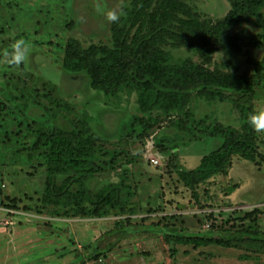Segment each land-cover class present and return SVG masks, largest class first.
<instances>
[{"label":"rangeland","instance_id":"rangeland-1","mask_svg":"<svg viewBox=\"0 0 264 264\" xmlns=\"http://www.w3.org/2000/svg\"><path fill=\"white\" fill-rule=\"evenodd\" d=\"M183 2L199 21L214 23L230 10L229 0ZM129 3L0 0V264H72L78 257H83L78 264H264V254L178 246L158 232L135 229L122 238L108 235L118 222L157 224L193 235L242 228L264 233V131L257 134V163L232 156L224 171L193 188L178 178L179 170L195 169L218 148L220 141L209 132L241 130L232 98L207 102L193 93L185 113H141L135 93L107 96L91 89L85 74L63 71V50L69 40L82 49L111 47L112 21L105 13L116 10L121 17ZM161 3L156 0L151 10H158ZM261 14L260 21L242 24L228 34L264 37V8ZM138 30L147 31V22ZM18 39L26 42L28 54L20 65H13L12 44ZM255 42L237 54L220 50L209 61L171 40L160 49L175 62L189 60L212 72L253 78L257 65L264 62V42ZM253 107L264 110V78L256 82ZM84 120L97 138L98 168L86 187L96 194L114 185L122 202L119 209L99 217L89 207L86 215L70 216V208L43 201L47 146L42 135L55 129L76 130ZM181 122L186 131L179 129ZM65 178L57 176L55 183L60 185ZM92 244L104 254L88 261L87 248ZM244 255L250 260H241Z\"/></svg>","mask_w":264,"mask_h":264},{"label":"trees","instance_id":"trees-1","mask_svg":"<svg viewBox=\"0 0 264 264\" xmlns=\"http://www.w3.org/2000/svg\"><path fill=\"white\" fill-rule=\"evenodd\" d=\"M161 1L159 9L152 11L156 0H130L122 9L120 19L111 23V47L82 49L77 41L69 40L63 50L62 69L68 74H85L91 89L107 96L123 91L135 93L141 113H185L193 93L207 102L224 103L232 98L239 113L241 130L228 128L209 132V137L220 141L218 148L204 156L195 169L178 171L182 184L193 188L224 171L232 156L251 163H257L256 159L260 158L258 131L249 125L248 116L255 112V87L256 82L264 78V62L257 65L255 76L248 78L212 72L189 60L175 62L160 47L171 40L186 46L205 61L220 50L229 54L241 53L250 42L254 46L257 45L255 41L264 42V37L257 35L250 39L242 33L230 36L228 32L242 24L260 21L264 0H229L230 10L214 23L199 21L183 0ZM144 22H147L148 30L140 32L138 28ZM178 125L180 130H187L184 123ZM41 138L47 146L43 195L46 205L70 208V216L86 215L89 207L92 215L98 217L121 207L118 187L108 185L96 194L86 187V183L98 173V168L94 162L97 138L85 120L76 130L55 129ZM57 176H66L60 185L55 183ZM64 213L60 215H66ZM135 229L161 233L167 243L193 249L216 246L264 254V233L250 228L193 235L173 228L165 230L157 224L124 226L118 222L108 235L122 238ZM112 247H107L105 252H110ZM171 253L175 255L176 252L172 250ZM103 254L97 245L92 244L87 248L86 259L97 260ZM82 259L78 257L77 263L72 264L82 263ZM240 259L250 260L248 255Z\"/></svg>","mask_w":264,"mask_h":264},{"label":"clouds","instance_id":"clouds-1","mask_svg":"<svg viewBox=\"0 0 264 264\" xmlns=\"http://www.w3.org/2000/svg\"><path fill=\"white\" fill-rule=\"evenodd\" d=\"M109 21L116 22L120 19V14L116 10H109L105 13ZM28 54L26 42L18 39L12 44L10 63L20 65ZM52 83H58L57 79H52ZM248 123L255 131H264V110L255 111L248 116Z\"/></svg>","mask_w":264,"mask_h":264}]
</instances>
